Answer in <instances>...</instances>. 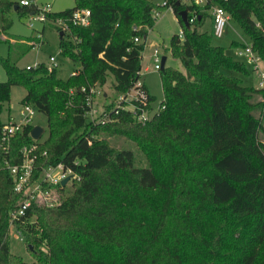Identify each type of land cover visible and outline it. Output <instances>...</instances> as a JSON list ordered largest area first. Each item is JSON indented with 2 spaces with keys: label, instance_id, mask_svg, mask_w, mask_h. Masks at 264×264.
<instances>
[{
  "label": "trees",
  "instance_id": "16d2710c",
  "mask_svg": "<svg viewBox=\"0 0 264 264\" xmlns=\"http://www.w3.org/2000/svg\"><path fill=\"white\" fill-rule=\"evenodd\" d=\"M75 1L74 8L48 17L70 25L61 53L81 65L79 74L64 80L57 68H20L0 55L8 74L0 83V126L18 85L27 90L23 103L46 115L49 126L41 143L31 137L35 126L27 125L8 152L0 138V264H27L11 251V214L23 196L4 164L21 163L22 150L33 144L35 178L49 165L72 173L67 193L62 185H45L58 198L55 206L34 203L18 222L36 264H264V144L251 104L264 88L245 86L237 74H248V66L215 45L207 31L210 25L214 31L212 8L221 6L264 59V0H208L204 6ZM165 8L184 29V38H172L171 50L185 72L165 66L164 100L141 123L129 109L117 113L116 100L141 80L142 43ZM83 9L91 10L88 27L71 21ZM183 10L194 18L190 29L179 16ZM14 11L35 14L38 7L0 0V43L8 41L1 36L10 31ZM107 84L114 96L103 106L104 122L94 123L87 117L89 89ZM142 88L148 105L134 106L152 111L154 97ZM115 137L133 142L146 164H138L135 148H119Z\"/></svg>",
  "mask_w": 264,
  "mask_h": 264
},
{
  "label": "rangeland",
  "instance_id": "374dc122",
  "mask_svg": "<svg viewBox=\"0 0 264 264\" xmlns=\"http://www.w3.org/2000/svg\"><path fill=\"white\" fill-rule=\"evenodd\" d=\"M39 9L43 10L46 6H50L53 13H59L68 9H72L76 5L75 0H35ZM156 5L164 4V0H151ZM13 24L10 31L2 35V39H7L0 43V55L3 57H10L12 62L16 63L20 68L35 67L38 64H46L51 66V57L56 59L58 77L61 79H68L72 73L81 69L80 64H76L70 59L64 57L61 53V36H68L67 32L62 28L57 27L55 23L49 20L44 22L33 21L30 13H12ZM56 20V19H55ZM31 22L34 26L31 27ZM58 28H60L58 30ZM212 26H208L209 31L213 36L215 45L223 47L227 50L230 56L239 62L245 63L249 68L248 74H237V77L242 80L243 84L248 87H260V78L254 70V67L248 62L245 57L239 56V49L233 46V42H243L250 44V40L245 35L240 25L235 19H231L227 24L223 37L218 38L214 35ZM181 36L184 38V29L174 11L171 8L163 9L157 16L156 23L152 29L149 30L147 39L143 41L145 47L142 59L141 81L147 86L150 94L154 97L152 107L154 111H158L161 103L164 100V88L162 79V70L155 68L156 62L154 58L155 51L158 50L161 57H166V68L175 69L185 72V68L180 59L175 58L171 50V41L174 36ZM35 46L32 48V43ZM112 80V79H111ZM8 81V74L4 66L0 63V83ZM111 82V81H110ZM103 90L109 92L110 99L114 96L111 85L107 84ZM27 95V90L24 86H13L11 92V99L5 104L3 114L1 116L2 122L6 123L11 118L15 121H21V111L24 108L23 100ZM95 108L100 112L103 108V99L96 100ZM251 104L255 107L253 112L255 118L259 121L261 129L259 131V141L264 144V95H254ZM34 126L42 127L45 132L39 140L41 143L45 142L49 137L48 117L37 111L32 118ZM114 143L120 147H133L137 151L138 164L145 165L146 160L140 154L135 144L124 137L113 138ZM59 173V171H56ZM72 189V182H70L65 192ZM10 246L14 257L20 260L22 258L27 264H36L33 255L31 254L27 242L22 239L14 228L10 230Z\"/></svg>",
  "mask_w": 264,
  "mask_h": 264
},
{
  "label": "built area",
  "instance_id": "2783aa9c",
  "mask_svg": "<svg viewBox=\"0 0 264 264\" xmlns=\"http://www.w3.org/2000/svg\"><path fill=\"white\" fill-rule=\"evenodd\" d=\"M191 4H195L197 6H204L208 3V0H186ZM20 4L23 6H33L36 5L35 0H20ZM165 4V3H164ZM51 7L48 5L43 10L38 8L37 13L31 14L33 17V21L46 22L50 21L56 24L57 27L62 28L67 33L70 32V25L65 19L59 18L56 20H50L49 15L52 14ZM212 14L214 19V35L218 38L223 37L224 30L227 24L232 19L230 14L226 12V10L221 6H214L212 8ZM159 13H157V16ZM74 25H80L84 27H88L91 24V10L83 9L78 10L73 14L71 19ZM190 22H194V18L189 20ZM34 26V23L31 22V27ZM136 42H140L139 38L135 39ZM243 43V47L239 49V56L245 57L248 62L254 67L255 72L260 78V89L264 88V59L263 57L254 50L252 43L247 44L245 41ZM155 58V68L157 70H161L162 68V58L159 54V51L156 50L154 54ZM56 59L51 57V66L49 70L57 68ZM80 73V69L76 70L72 73L71 76H76ZM143 82L139 80L134 87H132L127 94L120 95L116 100V112L118 113L120 108L129 109L135 119L138 122L146 123L152 119L154 110L149 111L148 109H142L140 112L134 105H148V94L142 88ZM83 91H87L86 88H83ZM103 99V106L106 104V100L109 98V93L103 90V87L99 85L91 86L89 89V94L87 96V105L90 110L87 112V117L94 122L100 123L104 122L103 112L104 107L99 112L98 109L95 108L97 105V99ZM164 108V107H163ZM37 109L31 104H24V108L21 111V121H15L11 118L8 122L4 123L0 126V138H1V146L4 151L8 152L10 150L11 141L20 133H22L25 127L32 123V118L36 115ZM32 137V136H31ZM35 140V139H34ZM38 145L33 144L31 147H25L22 150L23 159L21 163L11 164L9 161L5 162L6 169L10 172L15 192L22 195V203L20 204V208L11 214L10 220V229L14 228L17 234L24 239L23 234L18 228V222L22 215L25 214L26 210L30 209L34 203L39 205H45L48 207H53L57 204L58 198L54 195L50 190L45 189V185H61L62 181L67 177L71 176V171L64 170L63 166L59 164L58 166L49 165L42 169L39 177L35 178V172L38 169V155H37ZM44 156L47 155V152L43 153ZM59 171L57 173L56 171ZM72 180V179H71ZM70 180V182H71ZM69 182V183H70ZM68 183V184H69Z\"/></svg>",
  "mask_w": 264,
  "mask_h": 264
},
{
  "label": "water",
  "instance_id": "95a60500",
  "mask_svg": "<svg viewBox=\"0 0 264 264\" xmlns=\"http://www.w3.org/2000/svg\"><path fill=\"white\" fill-rule=\"evenodd\" d=\"M179 16L181 17V20L183 22V24L186 26V28L190 29L191 28V24L189 21V15H188V11L187 10H183L181 12H179ZM60 36L63 37L64 36V32L60 33ZM166 61L167 58L163 57L162 58V68L161 70H164L165 65H166ZM45 130L40 127V126H35L32 130L31 136L33 139L35 140H40L42 138V135L44 134ZM72 179V176L67 177L66 179H64L61 183L62 187L65 188L68 183L70 182V180Z\"/></svg>",
  "mask_w": 264,
  "mask_h": 264
},
{
  "label": "clouds",
  "instance_id": "9594fccd",
  "mask_svg": "<svg viewBox=\"0 0 264 264\" xmlns=\"http://www.w3.org/2000/svg\"><path fill=\"white\" fill-rule=\"evenodd\" d=\"M25 2H26V0H25Z\"/></svg>",
  "mask_w": 264,
  "mask_h": 264
}]
</instances>
